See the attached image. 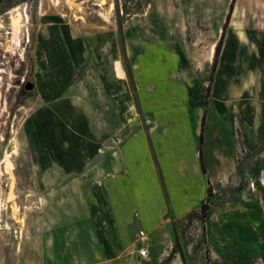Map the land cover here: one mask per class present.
I'll list each match as a JSON object with an SVG mask.
<instances>
[{
	"label": "rangeland",
	"instance_id": "374dc122",
	"mask_svg": "<svg viewBox=\"0 0 264 264\" xmlns=\"http://www.w3.org/2000/svg\"><path fill=\"white\" fill-rule=\"evenodd\" d=\"M230 3L0 0V264H264V144L234 115L259 105L264 0H235L213 72ZM205 101L237 161L189 219Z\"/></svg>",
	"mask_w": 264,
	"mask_h": 264
},
{
	"label": "crops",
	"instance_id": "0c3cea01",
	"mask_svg": "<svg viewBox=\"0 0 264 264\" xmlns=\"http://www.w3.org/2000/svg\"><path fill=\"white\" fill-rule=\"evenodd\" d=\"M258 9V8H257ZM255 8L252 10L254 14H258L255 12ZM259 16L255 15L254 17L257 19L261 18L262 11L260 9ZM255 19L253 20V22ZM260 21H264V17L260 19ZM255 23V22H254ZM261 23V22H260ZM259 26L258 24H255L254 29L256 30ZM241 32V36L238 37L237 33ZM257 32V31H256ZM259 36L261 35L259 32H257ZM234 40L238 44H244L246 42V36L242 34L241 30H234L233 34ZM264 42V41H263ZM236 45V43H234ZM264 75V74H263ZM249 87V83H244V85L240 88L234 89L235 92L231 96V101L233 103H239L240 102V95L247 90ZM244 98V97H243ZM237 111H235L234 115L237 116L240 120L241 127L245 129L248 132L254 133L259 137V141L264 144V82L262 85V91H261V97L259 101L258 107H255L252 111V113L247 112L243 106H237ZM207 112V111H206ZM217 112V116L215 113L210 118V116L206 115L205 118V125L203 130V141H202V162L204 166L205 172L203 173L200 167L199 162V154L197 148V153L195 155V163L198 166L194 170V174L191 175L194 180L197 183L198 186V195L196 196L197 200L195 201V205L201 204L203 201L206 190L208 187L212 189L213 192L217 193L221 190L222 187H224L228 182L229 178L233 175L235 172V163L237 161V158L235 157L234 153V145H233V138L231 134V128L227 125V118L231 115L228 114L224 107H220L219 111ZM217 117V119H216ZM216 119V121H215ZM221 119V120H220ZM220 121V124L218 121ZM201 121V120H200ZM213 121V123H211ZM230 131V137L228 136V132ZM199 132H200V125H199ZM199 146V145H198ZM263 163L259 168V171L257 172V184L259 186V190H262L264 192V150L261 154ZM192 177L190 180H192ZM179 180H181V186H180V192L182 194L183 201L186 200V178L184 175L179 174ZM178 205L181 203L178 201ZM223 205L218 206L217 210H221ZM254 234V235H253ZM252 235L245 234V235H236V238L246 240V239H252L254 237H257L260 234V228L257 227L256 231L253 232ZM257 250H259L258 245Z\"/></svg>",
	"mask_w": 264,
	"mask_h": 264
},
{
	"label": "trees",
	"instance_id": "16d2710c",
	"mask_svg": "<svg viewBox=\"0 0 264 264\" xmlns=\"http://www.w3.org/2000/svg\"><path fill=\"white\" fill-rule=\"evenodd\" d=\"M234 2H235V0H231L230 6H229V9H228V13L226 15V18H225V21H224V24H223V27H222V32H221L220 38H219V40H218V42H217V44L215 46V49H214V56H213V62H212V71L213 72L216 70L218 56H219V53H220V48L222 46V41H223L227 26H228V23H229V20H230V16H231L232 11H233ZM23 89L25 91L30 92V91L33 90V86L30 85V84H27V83L26 84L23 83ZM209 93H210V89L207 87L205 89L206 98L209 96ZM206 107H207V101H205V108L203 109V112H202L201 121H200V132H199V150H198V154H199L200 167H201V170H202L203 173L205 172V170H204V166H203V162H202L201 147H202L203 130H204L205 118H206ZM261 148H262V145H261L260 149ZM206 192H207V195L210 194V187L207 188ZM208 214H209V207H208L206 201H203L201 203V205H200V211L198 213L191 214L189 219L206 220L207 217H208Z\"/></svg>",
	"mask_w": 264,
	"mask_h": 264
},
{
	"label": "built area",
	"instance_id": "2783aa9c",
	"mask_svg": "<svg viewBox=\"0 0 264 264\" xmlns=\"http://www.w3.org/2000/svg\"><path fill=\"white\" fill-rule=\"evenodd\" d=\"M148 242H149V239L147 235L143 231H140L137 235L138 248H137L136 253H137L138 258L141 260H145L148 257V250H147Z\"/></svg>",
	"mask_w": 264,
	"mask_h": 264
},
{
	"label": "bare ground",
	"instance_id": "6f19581e",
	"mask_svg": "<svg viewBox=\"0 0 264 264\" xmlns=\"http://www.w3.org/2000/svg\"><path fill=\"white\" fill-rule=\"evenodd\" d=\"M17 21V20H16ZM214 52V48H212V51H211V53H213ZM7 157V156H6ZM3 161V160H2ZM7 171H9V168H6L5 167V173L7 172ZM11 173V172H10Z\"/></svg>",
	"mask_w": 264,
	"mask_h": 264
},
{
	"label": "water",
	"instance_id": "95a60500",
	"mask_svg": "<svg viewBox=\"0 0 264 264\" xmlns=\"http://www.w3.org/2000/svg\"><path fill=\"white\" fill-rule=\"evenodd\" d=\"M31 88V87H30Z\"/></svg>",
	"mask_w": 264,
	"mask_h": 264
}]
</instances>
